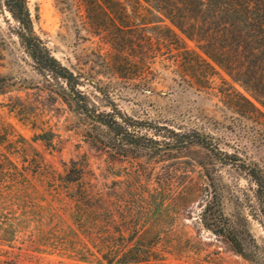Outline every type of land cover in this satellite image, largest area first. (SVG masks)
Instances as JSON below:
<instances>
[{
	"label": "rangeland",
	"instance_id": "374dc122",
	"mask_svg": "<svg viewBox=\"0 0 264 264\" xmlns=\"http://www.w3.org/2000/svg\"><path fill=\"white\" fill-rule=\"evenodd\" d=\"M159 3L27 0L35 34L79 75L80 89L100 111L117 107L131 132L151 138L128 141L114 139L83 112L62 82L37 72L0 4V159L20 168L23 158L25 165L34 158L57 172L71 161L83 163L112 201L136 212L134 220L144 225L139 234L159 237L164 259L149 264H264V230L251 215L252 183L223 154L200 143L179 145L175 135L195 131L225 153L264 165V116L242 98L264 113L247 84L259 87L258 81L229 75L200 49L204 32L196 27L188 38ZM195 5L188 1L194 13ZM208 5L214 15L218 1ZM209 195L219 198L244 239L243 253L203 225ZM146 206L149 214L140 213ZM11 245L0 246V259L14 264H96L48 246Z\"/></svg>",
	"mask_w": 264,
	"mask_h": 264
},
{
	"label": "trees",
	"instance_id": "16d2710c",
	"mask_svg": "<svg viewBox=\"0 0 264 264\" xmlns=\"http://www.w3.org/2000/svg\"><path fill=\"white\" fill-rule=\"evenodd\" d=\"M188 1L191 0H159L157 9L190 39L196 36V27L202 30L204 34L199 40L204 42L200 49L229 75L250 76L258 81L259 87L247 84L261 97L259 102L264 108V0H216L219 5L214 6V15L206 12L211 7L210 0H192L196 13L187 6ZM0 4L14 21L13 31L19 44L39 74L47 81L62 82L74 103L112 133L114 139H151L131 132L117 107L113 111H100L80 89L79 75L62 65L35 34L27 0H0ZM236 4L241 5L240 9ZM242 98L264 116L252 102ZM175 135L180 139L179 145L200 143L223 154L224 161L245 173L253 185L251 215L264 230V165L250 164L237 154L225 153L195 131ZM26 161L23 158L18 168L6 156L0 159L1 247H13L11 244L16 241L21 245L48 246L69 251L80 262L96 264H149L164 259L157 249L159 237L145 238L139 234L144 225L134 220L136 212L112 201L110 192H103L92 182L93 175H87L83 163L71 161L69 167L57 172L37 159L32 158L25 165ZM34 179L37 184L32 182ZM211 206L216 207V212L210 211ZM149 208L146 206L139 212L149 214ZM202 222L222 236L235 252H244V239L235 233L222 213L216 195L206 197ZM4 253L6 256L8 250ZM0 264L14 263L5 258L0 259Z\"/></svg>",
	"mask_w": 264,
	"mask_h": 264
}]
</instances>
